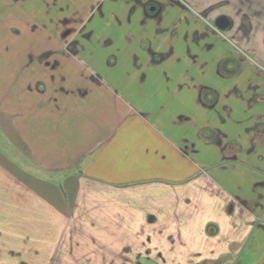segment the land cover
Masks as SVG:
<instances>
[{
    "label": "crops",
    "instance_id": "0c3cea01",
    "mask_svg": "<svg viewBox=\"0 0 264 264\" xmlns=\"http://www.w3.org/2000/svg\"><path fill=\"white\" fill-rule=\"evenodd\" d=\"M70 1L0 0V205L18 201L40 219L53 207L23 185L10 150L35 175L79 178L73 235L103 241L108 264L113 250L124 264H264L262 35L245 46L258 64L230 73L217 61L225 44L209 62L192 42L160 44L174 10L153 17L142 7L130 15L132 0ZM251 1L264 15V0ZM89 3L99 11L84 13ZM87 17L93 45L64 55L63 24L74 30ZM146 38L151 53L139 45ZM35 239L0 230V264H43L48 248L17 245Z\"/></svg>",
    "mask_w": 264,
    "mask_h": 264
},
{
    "label": "flooded vegetation",
    "instance_id": "af4514ba",
    "mask_svg": "<svg viewBox=\"0 0 264 264\" xmlns=\"http://www.w3.org/2000/svg\"><path fill=\"white\" fill-rule=\"evenodd\" d=\"M134 7L129 10L130 15H134L139 11L140 7L144 9V13L148 16L164 15L165 11L174 10L173 26L169 32V39L160 41V44H172L171 39L176 38L177 43L180 39L183 43L192 42L197 51L195 59L206 58L208 62L214 59L213 51L216 47L225 44L230 50L224 52V55L218 59L219 70L221 67L230 68V73H239L237 67L241 61L249 60L258 64L257 51L255 49H247L245 46L254 44L258 35H262L259 44H264V15L261 12H255L253 1L251 0H132ZM90 2V0L88 1ZM90 3L84 7L83 12L86 13ZM90 7L88 11L91 9ZM91 11H99V7L91 9ZM90 11V12H91ZM134 13V14H133ZM91 17V16H90ZM86 18L83 22L80 18V26L74 30L63 24L64 33L63 44L69 52H63L64 55L73 54L74 56H82L87 51L91 42V33L87 32V25L92 18ZM163 19V18H162ZM66 23V20H64ZM163 23V22H162ZM139 27L136 30L142 31L145 27L141 23H136ZM202 27V28H201ZM204 27V28H203ZM162 39V30H157L155 38ZM249 41V42H248ZM151 39H142L139 45L144 50L151 53ZM104 46L103 44H101ZM161 59V56H157ZM237 66V67H236ZM237 73V74H238ZM257 73L263 75L264 68L258 67ZM235 74V75H237ZM99 84L98 82H96ZM237 146L232 145L231 152H234ZM227 158H233L229 153Z\"/></svg>",
    "mask_w": 264,
    "mask_h": 264
},
{
    "label": "rangeland",
    "instance_id": "374dc122",
    "mask_svg": "<svg viewBox=\"0 0 264 264\" xmlns=\"http://www.w3.org/2000/svg\"><path fill=\"white\" fill-rule=\"evenodd\" d=\"M70 4L77 5L79 2L71 0ZM67 49L68 48L65 47L64 50L69 52ZM70 53L67 55L72 56L73 54ZM6 147L7 146L3 148L8 151L9 149ZM9 153L19 159L18 162L21 164V166H23L19 169L21 171L23 168L22 171L24 173L21 171L22 176L18 177L23 185L29 188V190H36V193L39 195L40 193L41 195L46 194L49 204H52L53 207L49 208L46 219L43 217L40 219L39 210H29L27 208L22 209L20 208V203L18 201H16L14 208L11 210V205L8 203L10 207L7 208L2 197L3 204L1 203L0 205L1 214L5 212L3 208L4 205L6 212L8 214L10 213V216H1L0 230L5 232H15L18 234L22 232H31L33 238H36L34 241H18L17 245L26 244L28 247L33 249L41 247L48 248L49 253L46 257V260L44 259L43 264H75L76 260L79 261L78 264H108V259L105 258L103 254V241H87L85 239L82 240L80 235H78L80 239H77L76 234L73 235L75 229L72 225L71 208L73 205L72 201L76 194L75 191L77 192L78 190L77 185L79 183V178L71 172H65L60 176L35 175L34 172L37 171L34 169L28 170L30 166L23 154L19 155L18 153L16 155L10 150ZM16 174L19 175L18 171H16ZM45 223H47L45 226L46 229H44ZM83 228L88 230L89 226H80L81 232L85 230ZM86 230L85 233H88ZM45 232L47 233V240H40V237L44 238V235H46ZM113 243L118 244L119 242ZM72 255H75V257ZM119 255V250H113V257H111L112 264H124L122 256L120 257ZM34 260L35 259L33 258L32 264H39L35 263ZM179 261H183V258H171V262L173 263Z\"/></svg>",
    "mask_w": 264,
    "mask_h": 264
}]
</instances>
